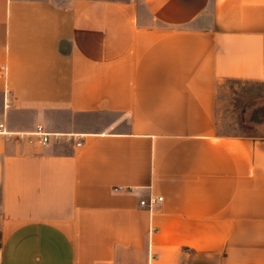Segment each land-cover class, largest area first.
Here are the masks:
<instances>
[{
  "label": "crops",
  "instance_id": "0c3cea01",
  "mask_svg": "<svg viewBox=\"0 0 264 264\" xmlns=\"http://www.w3.org/2000/svg\"><path fill=\"white\" fill-rule=\"evenodd\" d=\"M228 80L264 84V0H0V121L56 134H0V264H264Z\"/></svg>",
  "mask_w": 264,
  "mask_h": 264
},
{
  "label": "rangeland",
  "instance_id": "374dc122",
  "mask_svg": "<svg viewBox=\"0 0 264 264\" xmlns=\"http://www.w3.org/2000/svg\"><path fill=\"white\" fill-rule=\"evenodd\" d=\"M221 133L264 136V84L228 80L218 95Z\"/></svg>",
  "mask_w": 264,
  "mask_h": 264
},
{
  "label": "built area",
  "instance_id": "2783aa9c",
  "mask_svg": "<svg viewBox=\"0 0 264 264\" xmlns=\"http://www.w3.org/2000/svg\"><path fill=\"white\" fill-rule=\"evenodd\" d=\"M0 134L3 135H13L15 134L18 138L22 140H27L30 142L37 141L42 145H48L56 134L47 131L43 126L38 125L34 131L31 132H11L5 121H0ZM81 145V142H78ZM162 198H150L149 200H142L140 202L141 206H151L152 204L161 201Z\"/></svg>",
  "mask_w": 264,
  "mask_h": 264
}]
</instances>
